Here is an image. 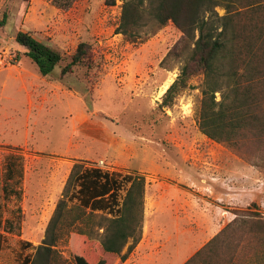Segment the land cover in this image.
<instances>
[{
  "label": "rangeland",
  "instance_id": "obj_1",
  "mask_svg": "<svg viewBox=\"0 0 264 264\" xmlns=\"http://www.w3.org/2000/svg\"><path fill=\"white\" fill-rule=\"evenodd\" d=\"M125 1L0 0V220H9L0 228V264H30L59 199L77 204V194L63 196L75 164L143 176L140 238L130 250L131 237L119 253L104 251L99 216L107 214L95 211L86 234L67 229L49 264H74L76 252L93 264H183L241 218L248 220L245 226L227 229L211 261L228 264L249 255V225L264 219V131L249 132L236 145L202 133L196 115L200 74L170 105H161L190 48L171 21L143 24L135 41L118 33ZM214 10L226 13L224 6ZM17 31L61 52L53 73L38 72L15 41ZM80 42L90 45L92 66L62 76ZM10 154L20 158L23 175L6 194ZM164 194L172 208L164 205ZM156 200L160 209L146 218Z\"/></svg>",
  "mask_w": 264,
  "mask_h": 264
},
{
  "label": "trees",
  "instance_id": "obj_2",
  "mask_svg": "<svg viewBox=\"0 0 264 264\" xmlns=\"http://www.w3.org/2000/svg\"><path fill=\"white\" fill-rule=\"evenodd\" d=\"M217 5L226 8L224 15L216 13L214 8ZM168 21L183 33V44L190 49L176 79L164 92L161 105H170L174 97L189 85V79L200 74L203 81L196 115L202 133L229 145H236L249 132L262 133L264 0H126L116 31L135 41L143 24L161 27ZM14 39L26 49L25 54L41 75L53 73L64 59L59 50L29 32L17 31ZM92 64L90 45L80 42L61 68V75H67L74 67L90 68ZM215 92H219L218 100ZM22 175L20 158L8 155L4 165L3 191L7 194L10 184H20ZM143 187L144 178L137 173L120 174L99 168H81L75 164L63 196L69 200L77 194L78 202L67 206L64 198L59 199L47 224L45 237L36 246L30 264H49L55 253L52 247L71 231L68 228L86 234L84 227L94 219L95 211L107 214L99 216L103 250L119 253L131 237L130 250L140 238ZM15 193L19 196L20 188ZM247 221L245 218L233 220L183 264H213L212 254L217 256L215 246L222 241L223 234L231 225L234 224L232 231L239 230ZM7 224V218L3 222L0 220L3 230ZM249 226L253 233V242L246 251L249 255L237 260L229 258L228 264H264V219L254 218ZM73 259L74 264H93L77 252Z\"/></svg>",
  "mask_w": 264,
  "mask_h": 264
},
{
  "label": "crops",
  "instance_id": "obj_3",
  "mask_svg": "<svg viewBox=\"0 0 264 264\" xmlns=\"http://www.w3.org/2000/svg\"><path fill=\"white\" fill-rule=\"evenodd\" d=\"M167 195H163L162 196V199H163V201H169L168 203H165L164 205H166V206H168V207H171L172 208V205L170 206V198H168V197H166ZM160 196H158V198H159ZM167 198V199H166ZM160 199V198H159ZM158 199V200H159ZM162 199H160V200H162ZM162 205V203H161V201H160V203L156 200V204H155V206H154V208H151V207H153V205H151V206H148L147 207V209H145V217L147 218V216L149 217L150 215V213H153L154 211L156 212L157 210H159L160 209V206ZM145 218V219H146ZM145 222V226L147 225V223H146V221H144ZM145 226H144V228H145ZM146 228H147V226H146Z\"/></svg>",
  "mask_w": 264,
  "mask_h": 264
}]
</instances>
